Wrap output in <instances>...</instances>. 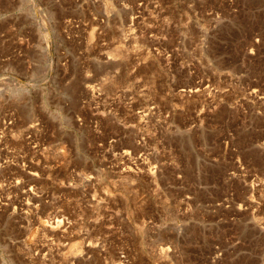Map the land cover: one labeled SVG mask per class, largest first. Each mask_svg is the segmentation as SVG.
<instances>
[{
    "label": "rangeland",
    "instance_id": "rangeland-1",
    "mask_svg": "<svg viewBox=\"0 0 264 264\" xmlns=\"http://www.w3.org/2000/svg\"><path fill=\"white\" fill-rule=\"evenodd\" d=\"M0 264H264V0H0Z\"/></svg>",
    "mask_w": 264,
    "mask_h": 264
}]
</instances>
